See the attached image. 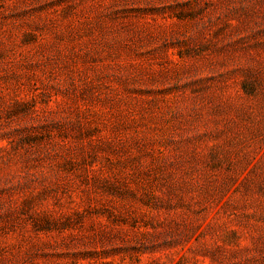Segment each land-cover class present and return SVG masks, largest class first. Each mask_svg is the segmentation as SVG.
Returning <instances> with one entry per match:
<instances>
[{"label":"rangeland","instance_id":"obj_1","mask_svg":"<svg viewBox=\"0 0 264 264\" xmlns=\"http://www.w3.org/2000/svg\"><path fill=\"white\" fill-rule=\"evenodd\" d=\"M0 264H264V0H0Z\"/></svg>","mask_w":264,"mask_h":264},{"label":"trees","instance_id":"obj_2","mask_svg":"<svg viewBox=\"0 0 264 264\" xmlns=\"http://www.w3.org/2000/svg\"><path fill=\"white\" fill-rule=\"evenodd\" d=\"M46 221V220H45Z\"/></svg>","mask_w":264,"mask_h":264}]
</instances>
